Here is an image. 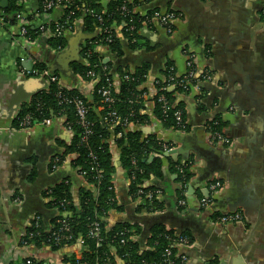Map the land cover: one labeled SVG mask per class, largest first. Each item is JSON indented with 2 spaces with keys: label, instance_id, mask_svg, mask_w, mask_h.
<instances>
[{
  "label": "crops",
  "instance_id": "0c3cea01",
  "mask_svg": "<svg viewBox=\"0 0 264 264\" xmlns=\"http://www.w3.org/2000/svg\"><path fill=\"white\" fill-rule=\"evenodd\" d=\"M118 1L98 0V5L106 13ZM121 1L133 6L141 17L154 9L173 11L179 16L172 35L158 21L146 19L139 33L138 50H132L124 37L125 25L117 28L122 56L99 47L104 63L107 60L106 65L111 67L116 88L120 70L143 65L150 68L144 84L147 93L143 96V113L150 122L130 130L142 131L144 137L155 136L162 144H169L158 155L162 174L152 176L146 184L157 188L166 210L158 214L138 212L141 203L131 195V180L112 143L118 158L114 183L120 210L111 211L105 221L110 228L129 223L132 233L141 230L132 240L144 249V226L135 223V219L167 216L179 221L182 233L190 234L194 240L179 249L187 257V264H264V0ZM6 2L0 0V264H25L26 256L44 264H65L66 253L68 259H80L82 248L55 254L47 247L31 246L25 250L21 243L38 217L49 228L58 216L45 196L52 187L70 180L76 200L80 188L86 187L72 166L73 157H58L64 153L63 144H70L72 134L60 120L30 129H17L15 122L22 107L39 93H34L36 83L41 84L44 78L34 74L38 65L44 64L53 74L58 73L64 87L77 88L91 98L95 83H86L75 74L77 61L70 43L75 44L74 50L78 45L82 58V48L90 41L84 37L96 36L98 32H87L80 19L67 28L65 49L57 51L49 45L50 27L60 19L63 7L52 11L54 8L49 10L41 0H22L21 19L13 26L4 22L3 12L9 0ZM23 22L40 31L34 43L21 37ZM190 58L208 77L201 84V94L194 92L182 100L186 102L189 133H181L166 129L155 118L154 86L168 62L184 73ZM215 118L224 125L222 132L228 140L225 144L215 142L208 132L207 125ZM155 157L153 154L149 161ZM190 160L193 178L186 191L187 205L180 211L181 187L172 164ZM215 181L223 184L217 193L210 191ZM206 198L212 201L208 208L201 203ZM228 212L241 213L245 224L224 226L215 221L216 214ZM166 226L179 233L178 227Z\"/></svg>",
  "mask_w": 264,
  "mask_h": 264
},
{
  "label": "trees",
  "instance_id": "16d2710c",
  "mask_svg": "<svg viewBox=\"0 0 264 264\" xmlns=\"http://www.w3.org/2000/svg\"><path fill=\"white\" fill-rule=\"evenodd\" d=\"M58 1L61 3L57 4L52 11L57 7L58 9L63 7V12L60 19L50 27L49 45L52 49L57 51L65 49L67 28L73 26L80 19H83L87 32H98L95 38L87 41L83 46L82 62H76L73 67L75 74L84 82L95 83L91 92L92 96L91 98L87 97L77 88L61 90L57 84H50L47 89L40 91L22 107L15 123L16 128L21 129L28 117L32 124L31 127L38 126L46 120L64 121L65 118L66 124L71 127L72 140L70 144H63L64 153L58 157L61 160L73 157L72 166L86 187L80 188L77 200L74 197L73 183L70 180L52 187L48 194H45L46 198L50 199L49 207H55L58 212H66L71 215L66 218L68 229L61 233V237L65 238L56 242L51 234L47 233L43 236H35L29 242L36 249L47 247L55 254L66 250L79 251L82 248L80 259L74 256L68 259L66 253L63 258L65 264H165V253L171 247L172 240L184 237L189 243H192L194 240L190 234H179L165 224H158L151 228L146 238V248L143 249L139 242L132 240V237L141 234V230L137 234L132 233L133 226L129 223H119L110 228L105 221L111 211L120 210L117 205L114 183L117 172V156L112 143L119 150V163L128 177L134 178L130 192L133 199L141 203L138 212L141 213L145 210L150 214L155 211L164 212L165 205L161 198H155L149 203L139 192L157 191V188L149 187L146 184L152 176L158 177L162 174V160L158 155L164 152L166 144L163 143V145L155 136L144 137L142 131L130 130L132 126L142 127L150 122V119L143 113L145 104L143 96L147 93L144 84L148 78L149 66L143 65L134 70H120L118 72L119 86L116 88L111 67L104 63V56L99 51V47H105L111 54L123 55L122 43L117 33V28L122 25H125L123 35L130 42L131 49L138 50L137 42L143 23L146 19L147 21L152 19L156 12L162 11L154 9L149 11L146 17H141L134 12L133 6L124 5L121 0L113 3L106 13L98 5V0H41V3L42 5L45 2V5L50 2L56 4ZM22 13V0H9L3 12L5 23L14 26L21 19ZM132 26L135 27V30H128ZM26 30L30 43H34L41 35L40 31L33 27L28 26ZM194 67L197 74L190 79V83L185 87L180 86V82L186 77L189 69L180 73L171 62L167 63L162 77L155 83L154 115L166 129L189 133L186 102L182 100L194 93V86L197 85L201 88V84L205 82V74H200L196 63H194ZM36 70L42 72L49 69L43 64L38 65ZM90 72L101 74V76L98 80H92L89 77ZM54 74L60 79L58 73ZM125 76H129V80H124ZM171 77H174L173 81ZM109 85H112L113 96L116 98L113 104L105 103L99 94L101 88ZM60 91L69 100L81 99L88 108L87 121L90 134L85 138H83L85 130L79 124L74 105L60 106L58 99ZM163 95L169 102V112H165L158 102V98ZM176 110L183 112V127L177 126L173 117ZM223 127L219 118L211 120L207 125L208 131L211 130V133H221ZM119 135L122 137L118 139ZM153 154H156V157L153 162H150L149 159ZM172 165L175 167L179 176L178 181L182 185V189L178 192V200H186L187 187L193 178L191 168L193 163L190 160L186 163L175 162ZM99 171H103V173L99 174ZM179 210L183 211L184 207H180ZM220 215L214 216L215 221L219 220ZM58 218L56 216L53 219L49 228L42 224V230L58 232L63 228L58 223ZM95 222H99L102 229L100 239L89 236L91 226ZM34 232V228H30L29 233ZM121 240H126L125 245H120ZM173 250L174 253L179 254V248ZM174 261L178 262V259L175 258ZM36 264L44 263L36 262Z\"/></svg>",
  "mask_w": 264,
  "mask_h": 264
},
{
  "label": "built area",
  "instance_id": "2783aa9c",
  "mask_svg": "<svg viewBox=\"0 0 264 264\" xmlns=\"http://www.w3.org/2000/svg\"><path fill=\"white\" fill-rule=\"evenodd\" d=\"M60 3H61L60 1H58V3H56V4L53 2H50L46 5V7L49 10H51L52 8H55L57 4H60ZM124 9H125V7H124ZM178 19H179L178 14H176L173 11L156 12L152 18V20H156L159 22L160 26L166 31V33L168 35L174 34L173 24L176 21H178ZM20 26H21V28H20L21 37H23L28 43H30V40L27 38V30H26L27 24L25 22H23V23H20ZM128 30L134 31L135 27L132 26V27L128 28ZM194 63L195 62H194L193 58H190L188 60L187 68L189 69V71H188V74L186 75V77L180 82V86L185 87L187 84L190 83V79L193 78L197 74V70L194 67ZM34 74L38 75V77L44 78L47 81L48 85L57 84L61 88V90H67L66 87H64L61 84L59 77L56 76L55 74H53L52 72H50L49 70H44L42 72L37 71ZM200 74H205L204 79L206 81L207 77H208L207 73L203 72ZM100 76H101V74H95L94 72H90V74H89V77L92 80L93 79L98 80L100 78ZM123 79L129 80V76H125ZM171 80L173 81L174 77H171ZM111 86L112 85H109V86H107L105 88H101L99 90V94L104 99V102L109 103V104H113L116 101V98L113 96L114 93H113V89ZM193 88H194L193 89L194 92H198L199 94H201V88L199 86L196 85ZM58 99L60 101V106L68 105V104L74 105V107L76 109V114H77V117L79 120V124L85 130V133H84L85 135L83 136V138H85V136L89 135L90 134V131L88 130L89 123L87 121L88 108L85 106L84 102L79 98L69 100L62 91L59 92ZM158 102L162 105V108L164 109L165 112H169V110H170L169 102L166 100V97L164 95L160 96L158 98ZM173 117L176 120L177 126H179V127L184 126V116H183V112L181 110L174 111ZM50 123H51V120H46L42 124H39V125H49ZM31 125L32 124H31L30 118L28 117L25 120V123L23 124V126H24L23 128H29V129L33 128V127H31ZM63 127L71 133V127H69L66 124L65 118L63 121ZM208 132L210 133V136L213 138V140L215 142L224 143V144L228 142V140L224 136L223 132L211 133V130ZM118 137L121 138L122 135H119ZM102 173H103V171H99V174H102ZM83 175H85V173H83ZM133 179L134 178L130 179L131 183H132ZM222 189H223V184L220 181H215L210 186V191H212L213 193H217ZM139 194L144 197V200H148L149 203H151L155 198H158V199L160 198V193L158 191H155V192L149 191V190L148 191H140ZM113 199H115V198H113ZM201 203H202L203 207L208 208L211 206L212 201H211V198H208V199L206 198V199H203ZM178 205H179V207L185 208L187 205L186 200H184V199L178 200ZM65 214H66V212L65 213L58 212V217H59L58 223L63 226V228L60 229L58 232H52V231L45 232V231H43L41 218L38 217L32 225V228H34L35 232L34 233L28 232V235L22 240V243H21L22 249L26 250L29 247H31V244L29 241L35 236H43L44 234L50 233L56 242H60L62 240V238H65V237H61V233L64 230L68 229V224L66 222V218H68V217H66ZM154 214H158V212L155 211ZM220 216L221 217L219 218L218 221L221 224H223L224 226H228L231 224H242L243 220H244L242 218L241 213H239V212H228V213L222 214ZM101 231H102V229H101L100 223L95 222L91 226L89 236L91 238L100 239L101 234H102ZM125 243H126V240H121L120 245H125ZM81 244H83V243L81 242ZM189 244L190 243L187 240V238H184V237H179L178 239L172 240L171 247L165 253V264H187L188 263L187 257L185 255H181L180 253L179 254L174 253L173 249H178V248L180 249L181 247H186ZM175 258L178 259V262L174 261ZM36 260L37 259H35L34 257L26 256L25 264H36V262H40V261H38V260L36 261Z\"/></svg>",
  "mask_w": 264,
  "mask_h": 264
},
{
  "label": "water",
  "instance_id": "95a60500",
  "mask_svg": "<svg viewBox=\"0 0 264 264\" xmlns=\"http://www.w3.org/2000/svg\"><path fill=\"white\" fill-rule=\"evenodd\" d=\"M3 1L5 2V4L7 3L6 2L7 0H3ZM93 38H95V35H88V36L84 37V40H92ZM74 45L75 44H73V42L70 43L71 53L73 56L75 55L74 61L82 62V58L79 55L80 49L78 48V45H77V47L74 50V48H73ZM145 58H147V57H145ZM105 63H108V61L106 60ZM74 79H75V82L79 81L77 76H74ZM36 85H37V89H36V92H34V93H38V92L48 88V83L45 79L42 81L41 84L36 83ZM193 97L196 98V95H193ZM193 101H195V99ZM192 106H193V104L191 105V108H192ZM117 160H118V158H117ZM158 186L161 188L160 185H158ZM204 194L207 195L206 192H204ZM147 218L148 219L136 218L134 221L135 223L141 224L144 226V236H143L144 239L147 238V236L149 235L151 228H153L154 226H156L158 224H166V225H170L171 227L176 226L179 228V234H181L183 231V229L180 226L179 221H176V220L171 221L167 216H163V215L162 216H151V217H147Z\"/></svg>",
  "mask_w": 264,
  "mask_h": 264
},
{
  "label": "flooded vegetation",
  "instance_id": "af4514ba",
  "mask_svg": "<svg viewBox=\"0 0 264 264\" xmlns=\"http://www.w3.org/2000/svg\"><path fill=\"white\" fill-rule=\"evenodd\" d=\"M178 175V174H177ZM178 179H179V176H178ZM180 187H181V189H182V185H181V183H180Z\"/></svg>",
  "mask_w": 264,
  "mask_h": 264
}]
</instances>
